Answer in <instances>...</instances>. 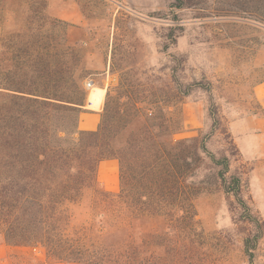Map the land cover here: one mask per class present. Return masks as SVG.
I'll list each match as a JSON object with an SVG mask.
<instances>
[{
  "label": "trees",
  "instance_id": "obj_1",
  "mask_svg": "<svg viewBox=\"0 0 264 264\" xmlns=\"http://www.w3.org/2000/svg\"><path fill=\"white\" fill-rule=\"evenodd\" d=\"M87 44V31L48 14L47 0H0V244L38 247L46 262L181 264L194 250L198 196L221 190L254 222L243 237L244 251L254 249L263 224L226 155L231 135L221 128V156L200 134L174 137L183 99L202 83L164 73L108 85L96 129H80L94 72ZM106 159L118 163L117 191L99 184Z\"/></svg>",
  "mask_w": 264,
  "mask_h": 264
},
{
  "label": "rangeland",
  "instance_id": "obj_2",
  "mask_svg": "<svg viewBox=\"0 0 264 264\" xmlns=\"http://www.w3.org/2000/svg\"><path fill=\"white\" fill-rule=\"evenodd\" d=\"M47 13L87 31L94 72L87 77L93 86L84 87L94 106L103 81L143 83L174 73L202 83L183 99L185 125L174 137L200 134L209 152L221 156L226 129L236 147L226 155L231 167L244 172V198L263 234L245 252L243 237L255 225L251 217L235 214L221 190L201 194L194 250L181 264H264V115L257 108H264V0H47ZM216 119L221 124L211 133ZM98 180L117 191L118 167H99ZM52 263L38 247L6 246L0 253V264Z\"/></svg>",
  "mask_w": 264,
  "mask_h": 264
},
{
  "label": "crops",
  "instance_id": "obj_3",
  "mask_svg": "<svg viewBox=\"0 0 264 264\" xmlns=\"http://www.w3.org/2000/svg\"><path fill=\"white\" fill-rule=\"evenodd\" d=\"M104 74V73H102ZM106 79L109 81V76L112 75L108 71L105 73ZM104 74V75H105ZM109 83V82H108ZM107 82H104L100 85H98L96 88L99 89L101 92L99 93V100L96 101L97 105L94 106V101L90 99V94H88V100L87 104L85 106V110L81 112L80 118H79V128L83 130H93L96 129L99 118H100V112L103 106L104 97L107 89ZM87 107V108H86ZM118 167V163L115 159H106L100 162L99 167ZM6 245L0 244V253L5 250ZM52 264H78L75 262L70 263H62V262H53Z\"/></svg>",
  "mask_w": 264,
  "mask_h": 264
},
{
  "label": "built area",
  "instance_id": "obj_4",
  "mask_svg": "<svg viewBox=\"0 0 264 264\" xmlns=\"http://www.w3.org/2000/svg\"><path fill=\"white\" fill-rule=\"evenodd\" d=\"M83 84L86 88H91L93 86V81L91 79L86 78L83 81Z\"/></svg>",
  "mask_w": 264,
  "mask_h": 264
}]
</instances>
